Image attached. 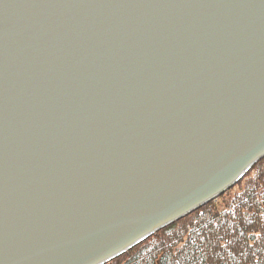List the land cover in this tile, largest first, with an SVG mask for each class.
<instances>
[{
	"label": "water",
	"instance_id": "obj_1",
	"mask_svg": "<svg viewBox=\"0 0 264 264\" xmlns=\"http://www.w3.org/2000/svg\"><path fill=\"white\" fill-rule=\"evenodd\" d=\"M264 158V0H0V264H107Z\"/></svg>",
	"mask_w": 264,
	"mask_h": 264
},
{
	"label": "trees",
	"instance_id": "obj_2",
	"mask_svg": "<svg viewBox=\"0 0 264 264\" xmlns=\"http://www.w3.org/2000/svg\"><path fill=\"white\" fill-rule=\"evenodd\" d=\"M107 264H264V158L221 199Z\"/></svg>",
	"mask_w": 264,
	"mask_h": 264
},
{
	"label": "bare ground",
	"instance_id": "obj_3",
	"mask_svg": "<svg viewBox=\"0 0 264 264\" xmlns=\"http://www.w3.org/2000/svg\"><path fill=\"white\" fill-rule=\"evenodd\" d=\"M243 178H244V177H243ZM243 178H242V179H243ZM241 181H242V180H241ZM241 181H240V182H241ZM237 184H238V183H237ZM211 202H212V201H211ZM198 211H199V210H198ZM195 212H197V211H195ZM195 212H193V213H195ZM193 213H191V214H193ZM191 214H189V215H191ZM187 217H188V216H187ZM185 218H186V217H185ZM183 219H184V218H182V220H183ZM179 221H180V220H179ZM177 223H178V222H177ZM169 226H170V225H169ZM167 227H168V226H167ZM167 227H166V228H167ZM166 228H164V229H166ZM162 230H163V229H162ZM160 231H161V230H160ZM160 231H159V232H160ZM157 233H158V232H157ZM155 235H156V234H155ZM153 236H154V235H153ZM142 243H143V242H142Z\"/></svg>",
	"mask_w": 264,
	"mask_h": 264
},
{
	"label": "rangeland",
	"instance_id": "obj_4",
	"mask_svg": "<svg viewBox=\"0 0 264 264\" xmlns=\"http://www.w3.org/2000/svg\"><path fill=\"white\" fill-rule=\"evenodd\" d=\"M235 186H236V185H235ZM235 186H234V187H235ZM234 187H233V188H234ZM231 189H232V188H231ZM230 191H231V190H230ZM228 192H229V191H228ZM225 194H226V193H225ZM222 196H224V194H223ZM222 196H221V197H222ZM219 199H221V198H219ZM219 199L214 200V201H218Z\"/></svg>",
	"mask_w": 264,
	"mask_h": 264
}]
</instances>
